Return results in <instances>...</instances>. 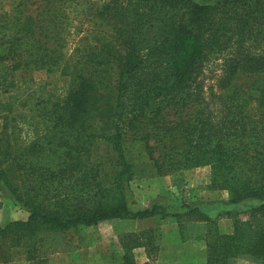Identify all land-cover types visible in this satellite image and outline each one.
<instances>
[{
	"label": "trees",
	"instance_id": "obj_1",
	"mask_svg": "<svg viewBox=\"0 0 264 264\" xmlns=\"http://www.w3.org/2000/svg\"><path fill=\"white\" fill-rule=\"evenodd\" d=\"M74 1L84 0H45L36 13L28 0L0 4V72L13 81L7 86L35 73L62 84L58 96L37 100L40 135L31 136L36 121L25 117L29 128L17 150H1L0 140V189L29 211L0 226V264H43L37 240L44 230L156 215L158 205L132 210L127 196L136 165L146 161L159 174L211 164L229 203L257 201L232 233L220 232L199 205L186 207L213 223L208 264H234L239 256L264 264V0H106L94 9L99 28H83L73 48ZM235 5L242 10L233 23ZM215 50L233 56L208 85L203 72ZM95 122L103 123L99 136L113 152L111 164L94 152ZM47 148L54 162L41 156ZM240 213L231 216L241 220ZM150 230L121 236L118 264H140L134 248L150 249L143 236ZM22 243L26 256L16 261L11 251Z\"/></svg>",
	"mask_w": 264,
	"mask_h": 264
},
{
	"label": "rangeland",
	"instance_id": "obj_2",
	"mask_svg": "<svg viewBox=\"0 0 264 264\" xmlns=\"http://www.w3.org/2000/svg\"><path fill=\"white\" fill-rule=\"evenodd\" d=\"M12 1L0 0V4L7 8ZM105 1L84 0L80 4L74 1L70 5V47L74 48L78 34L86 26L99 28L100 20H93L96 18L94 9ZM45 3V0H28V7L36 13L43 10ZM231 10L228 16L235 23L234 12H241L242 8L235 5L231 6ZM232 56L233 53L228 50H215L209 55L203 72L208 85L216 84L224 74L227 60ZM3 69L2 67L1 70L5 72ZM2 71L0 82H6V87L0 85L1 150L7 147L8 150L15 151L21 146L22 140L26 139L25 130L29 128V124L23 127L22 120L27 117L36 121V133L31 136L35 138L36 134L40 135L44 125L42 118L38 117L40 110L36 109L42 108V102L37 100L40 96L49 94L58 96L62 84L57 83L52 76L47 78L43 73H35L33 79L16 77L18 87L13 88L7 86L13 82L11 76ZM115 76L114 72L112 80ZM6 88L10 91H6ZM102 125V122H95L90 129L92 136L96 135L94 152L99 157L104 155L111 164L114 160L113 152L108 151V143L99 136L103 132L99 129ZM15 154L17 153L13 152ZM39 156L40 153L34 160ZM41 156L51 158L54 162L55 155L49 148ZM109 168L110 171L113 170V166ZM127 196L132 210L158 205V213L147 218H114L98 225L70 230H44L37 240L40 261L43 264H118L123 258L121 236L151 229L148 235H143L144 240L149 236L151 256L149 257V250L145 246L134 248V256L140 264H208L205 238L213 223L200 221V213H188L186 205H199L216 221L220 232L232 233L236 223L248 221L247 208L257 203L255 200L229 203V190L221 184L220 177L213 173L211 164L192 165L159 174L151 161L141 162L136 165L134 175L127 185ZM161 208L165 211L162 212ZM236 211L241 212V220L232 218L231 215ZM28 215L29 211L15 199L9 189H0V226L13 220L27 219ZM25 246L26 243H22L12 249L11 254L16 261L25 258ZM234 264L261 263L247 256H239Z\"/></svg>",
	"mask_w": 264,
	"mask_h": 264
}]
</instances>
